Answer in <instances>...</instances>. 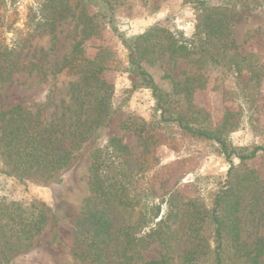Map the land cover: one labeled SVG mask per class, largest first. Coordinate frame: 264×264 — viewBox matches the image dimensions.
I'll return each mask as SVG.
<instances>
[{"label":"rangeland","instance_id":"obj_1","mask_svg":"<svg viewBox=\"0 0 264 264\" xmlns=\"http://www.w3.org/2000/svg\"><path fill=\"white\" fill-rule=\"evenodd\" d=\"M94 1H100L101 11L108 15L97 16L102 30L99 35L86 37L83 46L89 59H105L109 66L99 75L97 88L87 99H93L97 91L107 99L101 107L91 101V110H85L87 102L73 105L81 73L54 68L70 57L73 44L83 37V0H0V46L11 49L21 38L34 35L19 41L23 48L13 56L17 64L12 70H1L0 110L21 105L31 111L39 109L42 119L63 114L65 123L78 109L76 116L81 117L65 128L69 139L81 140V145L54 178L27 189L12 186V178L0 183V201L36 204L49 218L26 250L9 254V264H84L76 255L75 225L90 196L93 153L113 136L138 155L145 153L148 141L154 144L140 187L147 192L145 187L151 184L155 197L191 203L189 211L194 208L203 216L211 212L216 194L231 186L239 202L235 219L237 243L245 246L241 252L252 250L258 240L264 248V151L247 160L239 156L264 145V4L233 0L236 14L230 35L213 41L197 40L201 52L185 58L169 54L168 37L160 29H178L192 36L201 17L192 5L184 0ZM91 9L90 14H95L97 9ZM50 18H54L53 30L37 34L34 23ZM136 40L140 48L146 47V52L139 55L144 68L172 99L171 111L191 126L225 140L229 151H234L232 162L217 141L197 139L178 122L163 121L152 90L134 86L128 45ZM93 119L97 121L92 124ZM124 121L145 124L150 129L147 143L132 129H124ZM111 216L113 240L108 253L110 264H114L121 246L122 221L115 208ZM190 221L184 216L176 227L174 242L156 239L130 252L132 264H145L162 256L173 257L179 264ZM10 225L16 226L13 221ZM203 227L205 242L212 251L216 245L213 228L207 219ZM205 257L210 258V254ZM239 258L228 256L226 264H246ZM259 262L264 264V253Z\"/></svg>","mask_w":264,"mask_h":264},{"label":"trees","instance_id":"obj_2","mask_svg":"<svg viewBox=\"0 0 264 264\" xmlns=\"http://www.w3.org/2000/svg\"><path fill=\"white\" fill-rule=\"evenodd\" d=\"M86 1L89 8H86ZM253 2L264 4V0H253L250 3ZM184 3L200 11L201 17L197 31L192 36L185 35L178 29H167V31L160 29L168 37L167 50L170 55L192 57L201 52V45L196 43L197 40L205 38V40L213 41L230 35L232 21L236 14L234 11L236 3L232 5L233 0H184ZM82 4L84 6L82 9L83 37L73 44L70 57L54 65V68H57V71L67 69L81 73L79 81L76 82L73 105L84 106L87 102L85 110H91V101L97 103L99 107L105 104L107 97L102 96L100 91L95 92L93 99L92 97L87 99V97L91 91L96 90L95 82L109 65L105 63V59L99 60L98 57L89 59L83 43L86 37L100 34L102 29L97 23V16L103 18L108 13L101 11L100 1L83 0ZM91 8L97 9L93 15L90 14ZM34 27L37 34L47 30L52 31L54 18L45 21L37 20ZM33 36L30 33L26 38L28 40ZM26 38H21L19 41ZM19 41L11 49L0 46V74L1 70L7 68L12 70V66L17 64L13 56L20 53L23 48V44L21 45ZM128 49L134 86L152 90L156 106L161 109L162 120L178 122L187 134L197 139L217 141L224 149L228 160L232 162L230 158L234 151H229L225 140L216 134L191 126L183 117L171 111L170 95L161 90L153 75L140 61L139 55L146 52V47L140 48L136 40L128 45ZM78 111V109L75 110L74 115L68 117L63 123V114L56 119L52 117L42 119L39 109L31 111L21 105L1 109L0 183H5L12 178V186L27 189L30 185L42 184L54 178L70 163L74 157V150L81 145V140L69 139L68 131H65L66 127L72 126V122L81 120L80 115L79 118L76 116ZM98 117L97 113L96 118ZM96 121L93 119L91 123ZM123 123L124 129H132L139 139L147 143L150 138V129L145 127V124L141 123L137 126L134 121ZM75 125L78 127L79 123ZM77 133H79L78 130ZM145 146L144 154H134L120 138L113 136L105 146L94 151L90 164V196L86 199L82 216L77 219L78 222L75 225L78 243L76 255L84 264H110L108 249L113 240L112 208L117 210L122 221L119 231L121 246L117 251V260L114 264H132L129 253L156 239L161 242H174L176 227H179L184 216L191 221L184 232L186 234L185 249L179 264H204L206 261H210L211 264H226L228 256L239 260L241 256V261L246 264H260L259 259L264 253V248L260 246L259 240L256 241L254 248L247 252H241V250L245 251V246L237 243L239 233L235 213L239 202L237 193L232 187L228 186L219 191L214 197L211 212L203 216L196 213L194 208L189 211L191 203H178L172 198L167 200L166 197H155L154 192L151 191L153 189L151 184L145 187L147 192L140 187V180L145 177L147 171L144 165L153 157L154 151L153 143L148 141ZM259 151H264V145L256 146L251 153L239 156L240 159L247 160L256 157ZM133 191L136 195H133ZM141 192L145 194L143 200ZM225 206L227 207L224 208ZM205 219L213 228L216 245L213 250L211 249L212 251H209L211 245L205 242L207 236L203 227ZM10 221H13L16 226H11ZM48 221L46 212L36 204L18 200L5 203L1 200L0 262L9 264L10 253L26 250ZM208 253L210 258L205 257ZM145 264L175 263L173 257L162 256L158 260H151Z\"/></svg>","mask_w":264,"mask_h":264}]
</instances>
